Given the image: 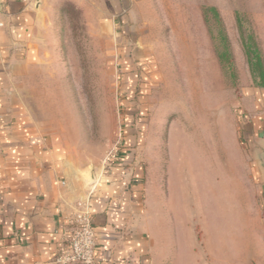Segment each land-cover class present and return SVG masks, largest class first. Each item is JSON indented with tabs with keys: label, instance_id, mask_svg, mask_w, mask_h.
<instances>
[{
	"label": "rangeland",
	"instance_id": "374dc122",
	"mask_svg": "<svg viewBox=\"0 0 264 264\" xmlns=\"http://www.w3.org/2000/svg\"><path fill=\"white\" fill-rule=\"evenodd\" d=\"M122 9L113 22L109 0L57 6L42 65L20 69L24 105L35 116L42 95L43 122L66 133L88 180L123 146L128 159L164 165L173 134L202 153L219 206L264 227V89L245 56L256 52L264 67V0H128ZM206 212L187 216L197 264H215L220 241Z\"/></svg>",
	"mask_w": 264,
	"mask_h": 264
},
{
	"label": "crops",
	"instance_id": "0c3cea01",
	"mask_svg": "<svg viewBox=\"0 0 264 264\" xmlns=\"http://www.w3.org/2000/svg\"><path fill=\"white\" fill-rule=\"evenodd\" d=\"M64 1L87 0H0V264H57L80 216L90 220L96 264H197L187 216L204 208L206 224L220 230L213 263L264 264L263 224L219 206L195 148L170 134L167 160L155 166L148 156L128 159L123 146L121 156L92 168L90 182L66 133L43 122L42 95L35 116L28 111L16 89L20 69L42 65L55 8ZM109 1L118 9L115 22L128 0ZM219 210H226L221 222Z\"/></svg>",
	"mask_w": 264,
	"mask_h": 264
},
{
	"label": "built area",
	"instance_id": "2783aa9c",
	"mask_svg": "<svg viewBox=\"0 0 264 264\" xmlns=\"http://www.w3.org/2000/svg\"><path fill=\"white\" fill-rule=\"evenodd\" d=\"M95 236L87 216L77 217L69 231L66 247L57 258V264H96Z\"/></svg>",
	"mask_w": 264,
	"mask_h": 264
},
{
	"label": "trees",
	"instance_id": "16d2710c",
	"mask_svg": "<svg viewBox=\"0 0 264 264\" xmlns=\"http://www.w3.org/2000/svg\"><path fill=\"white\" fill-rule=\"evenodd\" d=\"M215 13V10H212ZM217 16V14L215 13ZM251 53L248 51L245 52V56L247 59V64L249 66V71L254 79H258L261 81L260 84H258V87L264 89V67L263 63L258 56L256 52H254V59L250 57Z\"/></svg>",
	"mask_w": 264,
	"mask_h": 264
},
{
	"label": "water",
	"instance_id": "95a60500",
	"mask_svg": "<svg viewBox=\"0 0 264 264\" xmlns=\"http://www.w3.org/2000/svg\"><path fill=\"white\" fill-rule=\"evenodd\" d=\"M89 181L92 182L93 181V177H92V172L89 171Z\"/></svg>",
	"mask_w": 264,
	"mask_h": 264
}]
</instances>
